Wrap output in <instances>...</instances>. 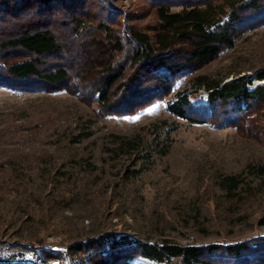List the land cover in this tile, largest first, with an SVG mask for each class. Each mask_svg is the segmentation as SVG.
Wrapping results in <instances>:
<instances>
[{
  "label": "rangeland",
  "instance_id": "rangeland-1",
  "mask_svg": "<svg viewBox=\"0 0 264 264\" xmlns=\"http://www.w3.org/2000/svg\"><path fill=\"white\" fill-rule=\"evenodd\" d=\"M115 2L118 29L133 24L148 31L157 21L146 0ZM263 71L264 24L175 89L190 88L201 74L227 82ZM170 96L119 115L100 112L81 92L0 87V264H32L39 261L34 244L65 248L107 230L181 243L264 235V174L256 168L264 166V106L239 128L218 127L173 116L166 109ZM167 129L170 151L152 153L153 137ZM138 134L148 143L144 150L120 149L119 137ZM227 175L243 182L227 191L220 184Z\"/></svg>",
  "mask_w": 264,
  "mask_h": 264
},
{
  "label": "trees",
  "instance_id": "trees-1",
  "mask_svg": "<svg viewBox=\"0 0 264 264\" xmlns=\"http://www.w3.org/2000/svg\"><path fill=\"white\" fill-rule=\"evenodd\" d=\"M146 1L157 17L148 31L133 24L118 29L115 0H0V87L81 92L82 100L95 101L100 112L119 115L171 95L166 102L170 114L218 127L239 128L249 112L264 106V84L254 86L256 79L264 80V71L227 82L201 74L190 88L175 89L181 78L234 47L244 32L264 24V0ZM64 28L67 38L61 36ZM202 96L207 103H194ZM170 129L153 137L152 153L170 151ZM134 138L119 137L120 149L144 150L148 143L139 134ZM256 168L264 174V166ZM242 182L238 175H227L220 184L233 191ZM32 250L39 259L32 264H132L138 258L175 264H264V235L181 243L107 230L65 248L39 243Z\"/></svg>",
  "mask_w": 264,
  "mask_h": 264
}]
</instances>
